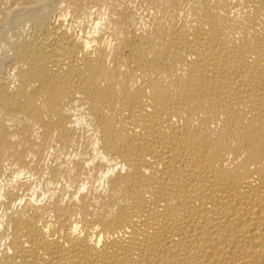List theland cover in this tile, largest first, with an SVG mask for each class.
<instances>
[{"label": "bare ground", "instance_id": "6f19581e", "mask_svg": "<svg viewBox=\"0 0 264 264\" xmlns=\"http://www.w3.org/2000/svg\"><path fill=\"white\" fill-rule=\"evenodd\" d=\"M7 3L0 264H264V0Z\"/></svg>", "mask_w": 264, "mask_h": 264}, {"label": "rangeland", "instance_id": "374dc122", "mask_svg": "<svg viewBox=\"0 0 264 264\" xmlns=\"http://www.w3.org/2000/svg\"><path fill=\"white\" fill-rule=\"evenodd\" d=\"M8 3V5H12V4H15L17 0H6Z\"/></svg>", "mask_w": 264, "mask_h": 264}]
</instances>
